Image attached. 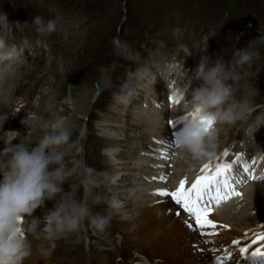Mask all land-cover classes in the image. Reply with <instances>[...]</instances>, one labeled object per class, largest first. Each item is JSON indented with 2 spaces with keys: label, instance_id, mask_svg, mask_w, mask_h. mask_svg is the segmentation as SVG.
I'll return each mask as SVG.
<instances>
[{
  "label": "rangeland",
  "instance_id": "rangeland-1",
  "mask_svg": "<svg viewBox=\"0 0 264 264\" xmlns=\"http://www.w3.org/2000/svg\"><path fill=\"white\" fill-rule=\"evenodd\" d=\"M3 15L7 16L9 23L7 28L0 25V33L7 37L8 45L15 44L22 51L16 69L4 75L5 83L1 86L3 96L0 97V114H6L5 132L11 137L9 146L19 144L22 140L27 146L33 147L42 137L43 130L38 126L28 134L21 124L27 113H36L42 122L63 119L72 133L71 139L79 141L76 148L65 157V163L71 168L73 162L78 161L94 169L101 187L92 189L87 203L92 214L111 215V221L103 231L93 229L88 221H84L78 232L53 239H49L47 233L42 231L44 224L41 223L36 232L28 233L31 244L34 243L33 239L39 244L50 241L53 260L50 264H88L90 261L107 264L109 252L103 251L101 246L108 243L110 249L113 242L126 238L139 244L127 247L137 250L144 246L143 253L150 254L147 239L136 240L135 235L123 234L122 215H112L113 211L106 204L108 197L103 193L113 183V174L123 171L129 161L133 162V168L135 160L142 156L138 147L141 146L144 122L141 117L133 115L130 109L139 111L141 103L136 105L134 99L132 105L116 103L113 94L123 85L130 70L136 69L133 58L147 60L154 56L155 60L162 56L163 59H170L181 53L188 60L185 62L191 58L199 62L201 57H210L211 50H215L216 56L230 61L235 49H244L261 36L264 0H0V16ZM36 16H41L45 24L49 19L56 20V30L39 33L32 24ZM71 34H76V37ZM49 36L50 42L46 41ZM41 39L45 40L44 44ZM122 48L125 49L123 53L120 52ZM260 51V58L253 61L251 68H241L243 72L255 75L245 76L246 82H243L244 79L240 81L235 96L251 100L254 111L248 117L253 128L260 129L258 131L264 134V128H260L264 124V48ZM182 55L178 58L182 59ZM196 61L192 60L190 64L195 66ZM156 74V77L160 75L161 70L157 69ZM102 81L106 85L102 86ZM41 90L50 95L38 110L36 107H39L40 101L37 91ZM88 93L89 100L86 97ZM81 99L84 100L83 104L78 103ZM259 104L263 105L260 113H257ZM239 123H234L233 130ZM226 129L228 133L229 126L222 125L217 134L221 131L225 134ZM222 133L220 139L225 146L230 136L226 134L224 137ZM108 134L114 143L106 144L104 139ZM122 135L124 137L120 141L115 139ZM236 136L237 133L232 138ZM115 147L121 148L117 158L108 151ZM121 155L133 158L124 159ZM187 159L191 158L188 156ZM111 162L114 168H106L105 165ZM187 162L184 164L185 169L191 170V164ZM125 173L120 175L121 179L129 176L128 172ZM83 176V167L77 168L64 183L63 192L56 199L64 197L72 200L68 197L70 195L76 201L83 200ZM128 179V182L120 181L111 185L115 194L119 192L116 197L123 202V207H126L124 202L128 201L127 204L131 205L133 200L134 192L129 186L132 179ZM120 192L128 194L129 198ZM97 196L102 201L97 202ZM255 198L260 201L259 196ZM54 203L49 201L37 211L35 217L43 221L47 210H54ZM137 229H134L135 232H139ZM140 242L146 243L148 247ZM119 245L122 247L121 243ZM72 251L77 254L70 258ZM138 252L141 251L134 253L139 258L136 261L146 260ZM151 254L155 256L152 251ZM30 263L34 261L31 259Z\"/></svg>",
  "mask_w": 264,
  "mask_h": 264
},
{
  "label": "clouds",
  "instance_id": "clouds-1",
  "mask_svg": "<svg viewBox=\"0 0 264 264\" xmlns=\"http://www.w3.org/2000/svg\"><path fill=\"white\" fill-rule=\"evenodd\" d=\"M8 23L6 15L0 16V25L7 28ZM32 24L39 33H51L56 30L57 21L49 19L45 24L41 16H36ZM260 32L261 36L246 48L235 49L230 61L222 56L214 60L209 56L201 57L193 78L202 83L191 92L190 100L186 99V93L193 78H188L186 72L187 90L169 86L170 99L176 104L182 103L185 109L178 117L180 127L174 133V144L192 160L204 161L216 156V123L234 124L246 120L254 111L249 98L236 99L235 94L239 82L255 73H242L236 69L251 68L253 61L260 58V49L264 48V27ZM20 54L15 44L8 45L0 36V63L16 61ZM113 99L116 103L129 102L128 95L119 93H114ZM21 124L28 134L38 126L43 135L33 147L20 140L19 144L6 146L0 151V264H25L32 255V244L27 234L36 232L41 223L44 224L42 231L53 239L78 232L84 221L97 231H103L111 221L110 214H92L88 207L87 198L92 195V189L99 186L94 169L78 161L73 162L71 168L65 163V157L79 141L71 139L72 133L64 120L42 122L36 113L30 112ZM80 167L84 172L81 184L85 198L81 201L64 197L57 200L64 183ZM96 199L100 201L102 198L97 196ZM46 200L55 202L54 210H47L41 221L33 214L45 207ZM107 203L113 210L123 207V202L116 196L107 198Z\"/></svg>",
  "mask_w": 264,
  "mask_h": 264
},
{
  "label": "bare ground",
  "instance_id": "bare-ground-1",
  "mask_svg": "<svg viewBox=\"0 0 264 264\" xmlns=\"http://www.w3.org/2000/svg\"><path fill=\"white\" fill-rule=\"evenodd\" d=\"M71 35L73 37H76V34H71ZM120 52L121 53L125 52V49L122 48L120 50ZM126 57H128V56H126ZM156 58H155V60H154V56L151 59H147V60H142L143 58H141V57L133 58L134 59L133 60L134 65H137L136 69L133 68L132 70H130V72L127 75L126 80L122 86H120L117 89H116V87H114V89H116V93H120L122 95L127 94L129 96V98H130V95H132L131 96L132 98L129 99L130 103L133 99L135 101L137 96L142 92L143 97H144V99H142V103H143L142 106L144 104H147V105H150L149 107L152 109L155 107L154 105L157 102H159V103L163 102L162 104H164L166 106V108H160V109L157 108L156 110H154L155 113L153 116L155 118L149 122H147L146 119L144 117H142L144 107H140L139 111L134 108V112L132 110L133 108H130L133 115L136 114L139 118L141 117L143 119V122H144L143 127L149 128L151 130L152 136H154V138L149 139V141H142L140 143L141 146L138 147V148H140V153L145 156V157H140V160L143 161L144 164L146 165L144 171L141 174H138V176H137L138 181L139 180L142 181V179H144V178H147V179L150 178V176H148L146 174V172H148V171H150V173L152 172V168H151V161L152 160H154V161H162L163 160L165 148L162 146L161 140L166 139L167 135L170 133V131L168 130L167 120H169L170 115L174 116L175 114L180 112V110L182 109V107H179V108H174L172 111H167V107L169 105L167 103L166 98H167V89L169 86V81L171 79L170 74L174 71L176 74L182 73L185 75V72H186L188 75V72L186 70H183L181 68V65L178 64L177 67H174V60H173L174 57H172L170 59H163L162 56L158 57L157 59ZM184 60L188 61L187 59H184ZM157 69L161 70V75H158V77H156ZM172 80H174V78H172ZM3 83H5L4 78L0 77V97L3 96V93L1 92V88H2L1 86ZM188 83L189 82H186V81H184V83H178L177 82V86H181V87L185 88L186 86H188ZM103 85H106V84L102 81V86ZM99 89H101L100 85H99ZM89 95H90L89 93L86 95L88 100H89ZM88 100H86V101H88ZM78 103L83 104L84 100L81 99ZM125 104L127 105L128 103H125ZM131 105H132V103H131ZM221 133H222V131L217 134V144H218L217 149L222 148V142H221L222 140L220 139L222 137ZM222 134L225 137V135L227 134V129H226V133L225 134L222 133ZM123 137H124V135L119 136L118 138H115V139L116 140L119 139L118 141H120L121 138H123ZM104 140H105L106 144H109V143L114 141V140L113 141L111 140V136L109 134L107 136H105ZM155 148H157V150H155ZM108 151L113 154V157L115 156L117 158L121 152V148L115 147L114 149L108 150ZM173 151H174V155H175L174 160H177L178 159L177 154H178L179 149L176 147V145L174 146ZM121 156L125 157V155H121ZM112 160H113V158H111L110 161H112ZM188 160H189L188 162H187V160H184V163L181 164V168H184L183 170H185V171H182L181 173H180L179 166L175 165V166L169 167L172 171H174V176L176 179H179L182 176V174H184L185 172H188V170H186L185 166H184V164L186 162L189 165L191 164V166H190L191 170L192 169L195 170L196 167L200 166V165H198V161H192V158L188 159ZM135 161H137V160H135ZM201 162H203V161H201ZM173 163H175V162L173 161ZM105 166L108 169L112 168V162L110 165L106 164ZM129 167H130V165H127L123 171H119L118 174H113V176L111 177L112 182L113 183H116V182L120 183V181L124 182L126 180L128 182V180H129L128 177H123L121 179L120 175H122V173L124 174L125 172H128V171H126V169H128ZM120 168H122V167H120ZM135 169L136 168H134V170ZM130 171H132V170H130ZM167 171L168 170L159 169L157 174H166ZM133 172L136 173L135 171H133ZM176 174H177V176H176ZM110 181H108V182H110ZM113 183L111 185H113ZM134 183L136 186H140V184L138 182L134 181ZM111 185H109L108 188L103 190V193L108 198L112 197V196H117V194L119 193V192H117L115 194L114 193L115 190L114 189L111 190V188H113V187H111ZM144 186H145V189L148 190V186L146 183H144ZM152 186L153 185H149V187H150L149 191L151 190ZM178 186H176V188ZM99 187H101V186H99ZM130 188L132 189L133 187L130 186ZM129 191L130 190H128L127 192H129ZM120 193L122 194L123 192H120ZM122 196H126L127 199L129 198V195L125 194V193H123ZM258 196L260 197V199L262 197V204L264 205V184L255 186V193H254L253 198L258 197ZM68 197H69V199H70V197L74 200L76 199L75 197L70 196V195ZM132 197H134V198L137 197L135 203H138V205H137V207H136V205H134V207H136L135 210L133 208H126V207H132V205L127 204L128 201L124 202L126 204V207L124 206L118 210L111 209V211H113V213H112L113 216L115 213L122 215L121 220L123 221L122 222L123 234L126 236L135 235L136 240H138V238H144L145 240L147 239L148 245L150 246L151 251L155 255L154 256L155 260H159V261L163 260L164 264H168V263L169 264H182V262L180 261L179 258L183 257L186 254L183 249H184L185 245L189 243V242L183 243L182 242V239H183L182 236L192 235V233L189 231V228L184 223V219L186 218V214L184 212H182L180 214V216H178L177 218H175L174 215L166 216V215H164L166 205L150 206V204H152L154 202V200H153V198L148 197L146 195H144V196H132ZM125 200H126V198H125ZM104 203H105V201H104ZM106 204H108V203L106 202ZM144 206H145V211L142 209ZM228 206H229V204L224 205L222 207L219 206V212H222L223 210L227 209ZM88 207H89V205H88ZM126 210H128V211H126ZM153 212H158L159 214L153 215ZM212 219H213V217H212ZM136 227H138L137 230H139V232H135L134 229ZM229 234L237 235L238 232L233 230L230 233L225 234L224 237L226 238L227 242H229L231 239H233L229 236ZM33 241H34V243L32 244V251L33 252H32V255L30 256L31 259L34 261L33 264H50L51 260H52V251H51V247H50L51 246L50 241L44 242L43 244H39V242H36L34 239H33ZM109 246H110V244L105 243L101 247H103V249H104L103 251L109 252ZM114 246H116V247H114L113 250L119 249L118 251L121 255L120 264H130V261L134 262V261L139 259V258L135 257L134 253H131V252L129 253V252L125 251L124 248L121 247V245H119V243H114ZM138 253L141 254V252H138ZM35 254H37V255H35ZM110 254L114 257L116 256L114 251L110 252ZM137 256H138V254H137ZM31 259L28 258L25 261V264H31L30 263ZM140 261H142V259ZM85 264H86V262H85ZM88 264H95V262L90 261ZM190 264H194V262H191Z\"/></svg>",
  "mask_w": 264,
  "mask_h": 264
},
{
  "label": "snow or ice",
  "instance_id": "snow-or-ice-1",
  "mask_svg": "<svg viewBox=\"0 0 264 264\" xmlns=\"http://www.w3.org/2000/svg\"><path fill=\"white\" fill-rule=\"evenodd\" d=\"M228 156L229 153L225 152L224 157ZM254 163L255 161L248 162L243 157H237L236 163L218 160L215 165L205 164L200 170L201 174L190 184L183 180L175 190L162 189L153 194L170 198L178 205L186 214L185 225L197 232L199 237L216 235L211 230H215L217 224L209 219L213 208L234 196H242L241 189L246 183L252 180L264 181V176L257 177L251 172ZM237 172L241 175L248 174L247 179H238L235 175ZM167 178V175L151 177L152 180L160 181H166ZM175 214L180 216L181 213L177 210ZM206 243L207 241L197 239L192 244L193 255L198 254L194 264H231L234 257L235 264H264V230L253 234L245 233L243 239L233 240L228 248L209 250L201 246ZM217 251L223 254L212 255Z\"/></svg>",
  "mask_w": 264,
  "mask_h": 264
}]
</instances>
